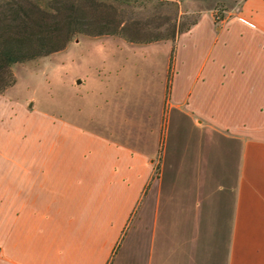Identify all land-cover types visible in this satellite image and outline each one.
Here are the masks:
<instances>
[{
	"label": "crops",
	"instance_id": "0c3cea01",
	"mask_svg": "<svg viewBox=\"0 0 264 264\" xmlns=\"http://www.w3.org/2000/svg\"><path fill=\"white\" fill-rule=\"evenodd\" d=\"M173 43L136 44L168 45L153 109L0 92V264H264V0Z\"/></svg>",
	"mask_w": 264,
	"mask_h": 264
},
{
	"label": "rangeland",
	"instance_id": "374dc122",
	"mask_svg": "<svg viewBox=\"0 0 264 264\" xmlns=\"http://www.w3.org/2000/svg\"><path fill=\"white\" fill-rule=\"evenodd\" d=\"M241 2L242 0H152L146 6L133 8V11L143 20L148 18L153 23H161V30L173 28L175 25L179 31L191 26L203 11H213L219 19L223 15L227 16L229 10L239 6ZM178 35L177 33L173 39L166 40L175 44ZM136 44L140 43L129 41L120 35L93 37L79 34L60 51L13 64L11 70L15 83L10 95L19 99L29 98L35 101L36 106L58 112L68 110L69 105L78 108L88 99V108L98 111L106 104L102 97L99 99L96 95L105 85L109 87L110 93L114 92L119 87L116 80H119L121 93L130 95L135 106L140 91L141 106L153 109L156 106L157 87L162 83L164 85L165 73L161 72V64L168 45L139 48ZM172 75L173 60L167 78L168 86L171 84ZM76 91L84 98L88 95L87 99L80 101L81 96L76 95ZM92 100H97V108ZM163 151L162 142L154 178L159 176Z\"/></svg>",
	"mask_w": 264,
	"mask_h": 264
},
{
	"label": "trees",
	"instance_id": "16d2710c",
	"mask_svg": "<svg viewBox=\"0 0 264 264\" xmlns=\"http://www.w3.org/2000/svg\"><path fill=\"white\" fill-rule=\"evenodd\" d=\"M152 0H0V92L15 83L11 66L64 49L77 35H120L132 42L173 39L191 26L161 30L133 8Z\"/></svg>",
	"mask_w": 264,
	"mask_h": 264
}]
</instances>
